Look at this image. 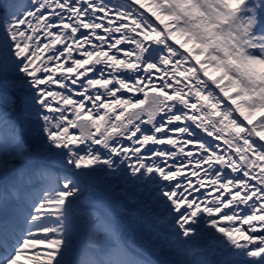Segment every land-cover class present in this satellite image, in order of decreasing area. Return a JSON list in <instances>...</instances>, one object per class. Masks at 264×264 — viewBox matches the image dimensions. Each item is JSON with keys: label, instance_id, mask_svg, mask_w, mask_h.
<instances>
[{"label": "snow or ice", "instance_id": "1", "mask_svg": "<svg viewBox=\"0 0 264 264\" xmlns=\"http://www.w3.org/2000/svg\"><path fill=\"white\" fill-rule=\"evenodd\" d=\"M0 264H264V0H0Z\"/></svg>", "mask_w": 264, "mask_h": 264}]
</instances>
